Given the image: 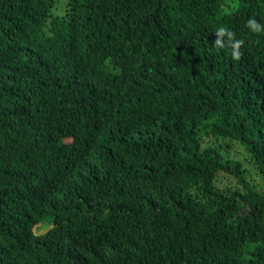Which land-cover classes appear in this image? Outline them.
<instances>
[{
	"label": "trees",
	"instance_id": "1",
	"mask_svg": "<svg viewBox=\"0 0 264 264\" xmlns=\"http://www.w3.org/2000/svg\"><path fill=\"white\" fill-rule=\"evenodd\" d=\"M229 2L0 0V264H264V192L199 134L264 177V0Z\"/></svg>",
	"mask_w": 264,
	"mask_h": 264
},
{
	"label": "clouds",
	"instance_id": "2",
	"mask_svg": "<svg viewBox=\"0 0 264 264\" xmlns=\"http://www.w3.org/2000/svg\"><path fill=\"white\" fill-rule=\"evenodd\" d=\"M240 7V0H230L226 5H221L222 14L225 16L233 15ZM246 27L254 34H264V23H261L256 17L250 16L246 21ZM216 39L213 46L218 49L225 47L231 48V57L234 61L241 60L243 53L241 49L245 46L243 38H237L236 33L228 26L221 25L214 31Z\"/></svg>",
	"mask_w": 264,
	"mask_h": 264
},
{
	"label": "rangeland",
	"instance_id": "3",
	"mask_svg": "<svg viewBox=\"0 0 264 264\" xmlns=\"http://www.w3.org/2000/svg\"><path fill=\"white\" fill-rule=\"evenodd\" d=\"M199 134L205 138V141L212 140L213 142L216 143L217 149L220 151L223 160H227L233 157L240 159L243 163L244 170L246 173V178L249 184L254 189L260 192H264V177L258 170H256L252 165L248 163L246 153L244 152L242 146L238 142L231 141L229 144H227L224 141L222 142L220 138L215 139L213 137L207 136L203 130H201ZM221 183L222 185L227 183L233 185L234 180L228 177H223V181H221ZM46 228L47 226L40 223L36 225L33 228V230L36 233H40V232H44Z\"/></svg>",
	"mask_w": 264,
	"mask_h": 264
}]
</instances>
